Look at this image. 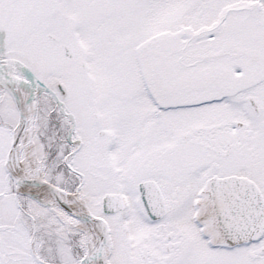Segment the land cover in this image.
Returning a JSON list of instances; mask_svg holds the SVG:
<instances>
[{
	"label": "snow or ice",
	"instance_id": "1",
	"mask_svg": "<svg viewBox=\"0 0 264 264\" xmlns=\"http://www.w3.org/2000/svg\"><path fill=\"white\" fill-rule=\"evenodd\" d=\"M0 264H264V0H0Z\"/></svg>",
	"mask_w": 264,
	"mask_h": 264
}]
</instances>
